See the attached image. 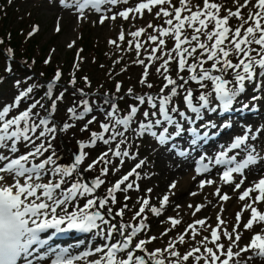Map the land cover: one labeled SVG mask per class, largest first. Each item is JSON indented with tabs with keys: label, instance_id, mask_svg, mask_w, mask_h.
Returning a JSON list of instances; mask_svg holds the SVG:
<instances>
[{
	"label": "snow or ice",
	"instance_id": "snow-or-ice-1",
	"mask_svg": "<svg viewBox=\"0 0 264 264\" xmlns=\"http://www.w3.org/2000/svg\"><path fill=\"white\" fill-rule=\"evenodd\" d=\"M60 2L64 3V0ZM120 2L121 0H72V6L78 13H83L86 7L99 13L102 4L116 5ZM169 3L170 0H142L134 8H126L110 17L113 20L117 17L128 19L129 13L143 15L142 10L151 12L156 6H161L156 12L157 17L161 14L168 17L165 23L172 26L171 29L154 27L150 22L147 27L153 28L160 37L171 35L174 38V47L165 51V40L158 39L157 35H149L148 40L156 42V46L147 57L148 63L144 59L134 61L144 66L139 83L146 85L148 89L153 88V84L147 81L149 66L156 60L163 61L155 67L156 73L163 80L158 93L136 94L131 87L119 97L105 93L102 103L95 109L104 117L100 121L97 115L86 119L94 111L92 105L97 102H90L83 89H76L73 95L79 93L81 98L66 109L68 120L57 124L54 114L58 102L63 100L67 91L64 89L54 96V89L62 77L61 71L57 69L54 78L44 85L33 83L23 88L22 81H15L14 86L20 90L10 103H5L0 108V264H17L21 258L26 264H33V258L37 261L51 258L50 264H76L81 260H87V264H250L256 258L264 261V234H254L249 243L240 247L238 242L241 235L237 231L241 212L245 209L250 210V218L243 224L245 230L251 229L254 224L264 223V213L254 206L264 202V169L260 170L259 179L250 182V186L238 196L240 201L247 198L251 202L245 203L241 212L236 214L237 225L231 231L221 229L226 221L218 213L217 225L210 230L213 247L205 243L209 237L204 236L200 241L202 248L191 247L183 253L175 250V242H169L163 248L147 247L158 237L147 235L150 225L144 216L146 209H150L158 218L161 209L169 203L168 195L159 200V207L150 206L146 195L137 197L131 206L128 203L132 199L128 193L140 191L137 184L140 173L137 170L145 164L143 159L114 183L109 182L103 193L98 191L105 185V178L110 170L113 174L119 173L126 159H137L138 154L131 151L134 141L127 135L129 132L136 139L148 136L160 146L170 144L169 150H177L178 155L187 157L201 143H208L210 139L220 135L221 130L226 131L232 127L229 120H223L219 124L210 119L205 120L206 114H227L236 110L255 111L261 99H264L255 94L257 90L264 91V81L255 82L257 76L264 77V0H255L252 5L255 11L250 12L247 19L235 29L229 25V19H240V8L235 11L229 9L226 15L220 16L221 6L215 2L204 0L203 8L197 6L193 11L187 7L186 0H179V6L174 7V13H170L163 7ZM250 3L251 0H244L241 7H248ZM182 10L189 14L182 16ZM107 18L101 16L99 22L104 23ZM185 25L192 30L190 38L187 35L182 36L181 30ZM210 25L212 29L208 30ZM56 30L59 31V26ZM144 31V28H140L130 35L139 37ZM201 37L205 39L202 40ZM119 39H124L123 33ZM140 48L141 45L137 44V57L140 56ZM158 50L160 55H156ZM8 51L11 52V49ZM49 62L50 57L44 61L45 64ZM209 62L210 66H206ZM172 63L177 66L175 78L170 74ZM184 72L188 75L181 74ZM26 79L31 80L32 77ZM83 79L88 83L87 77ZM190 82L198 85V95H194ZM70 83H76L74 77L70 79ZM249 83H253L254 88V94L248 98L252 103L241 99ZM40 88L46 90L42 97L35 98L34 92ZM121 91L122 86L117 82L115 92ZM125 96L131 97L134 103L129 104L128 110L122 114L117 99L123 100ZM178 97H182L184 110L176 102L175 98ZM45 99L51 101L50 106L46 107L43 102ZM29 100L32 102L24 110L10 116L22 101ZM237 104L239 109L234 107ZM85 119L86 123L80 131L89 132L88 139L77 140L79 151L72 155L70 162H61L62 157L54 148L53 141L57 139L58 133L75 127L69 121ZM94 122H99V132L90 131L89 125ZM185 133L190 137V148L179 150L176 141ZM258 133L264 136L261 128L246 125L240 134L220 145L219 151L214 155L201 154L195 161L196 175L211 173L216 166H223V171L217 173L220 181L228 185L234 184L233 191H239L247 180L246 171L251 172L253 166L264 163V151H258L253 143L258 140ZM97 142L105 145L106 150L87 163L81 171L88 157L85 149L95 147ZM116 160L119 163H114ZM97 167L99 174L87 179L84 173L92 172ZM234 174L239 177V182H236ZM130 177L135 179L130 180ZM195 178L194 176L193 179ZM214 183L212 179H201L198 186L203 189L205 185ZM175 187V182H172L169 190ZM152 191L151 188L146 190L147 193ZM254 192L258 194L252 198L251 194ZM117 193L124 194V203L121 207L114 208L119 203ZM190 195L195 196L197 193L192 192ZM214 195L224 202L231 198L227 193L221 194L220 188L216 189ZM137 205L138 210L131 217V221L136 223L124 221L126 211H131ZM176 207L179 208L180 205ZM188 207L191 209L193 205L189 204ZM202 207L196 205L193 216ZM223 211L221 207L220 212ZM168 221L173 227L181 223L172 217H168ZM205 224L204 219H197L187 226L185 232L191 229L195 236L198 234L195 226ZM218 229H221L223 237L229 241L227 246L218 242L221 239ZM49 230H54L51 235H47ZM71 231L95 233L105 243L102 246L94 245L93 250L75 255L68 248L50 245L52 236ZM169 231L170 229H166L160 235L166 236ZM260 231L264 232V228ZM141 233L146 238H140L138 234ZM41 234H45L47 238H42ZM177 239L181 244L185 242L184 235ZM38 249L47 250L34 257ZM248 252L252 255L246 260L236 259L242 253Z\"/></svg>",
	"mask_w": 264,
	"mask_h": 264
},
{
	"label": "rangeland",
	"instance_id": "rangeland-1",
	"mask_svg": "<svg viewBox=\"0 0 264 264\" xmlns=\"http://www.w3.org/2000/svg\"><path fill=\"white\" fill-rule=\"evenodd\" d=\"M5 2L7 4H10V6H12L13 8L10 12V17L13 20L8 24L9 26L11 24L12 26H14L17 23H20V26L24 27V29H27L29 27V22L31 20L35 21L36 28L35 31H33V34L37 38L36 40L38 47L44 48L42 54L40 55L42 60L44 61V58L46 60L50 57V62L47 63V67L56 68V70L59 69L62 73L61 80L58 82V86L54 89V96L60 91H62V88L63 90L67 89V91L69 92L74 90L73 87L77 86L76 83L73 87L67 88L61 85L62 82L65 83L64 78L66 77V75L70 74L75 77L81 78L82 83L80 84V86H77V88L79 87V89H83L84 92L88 93L98 92L99 96H94V94L87 96L90 102L96 101L97 103L92 105L94 111L89 114L86 119H90L91 115H97L100 121L104 119L103 115H101L95 109L99 104L102 103L105 91H108V94L110 95L119 97L124 95L127 89L131 87L133 88L136 94H156L159 92L160 85H163L162 78L155 71V67L159 66V64L163 62L162 60H156V62L154 61L153 64L149 66L150 74L147 77V81L148 83L153 84L152 89H148L146 85H142L139 83V80L141 79L142 73L144 71V66L134 63V61H136L137 59H144L145 63H148L147 57L151 53V49L156 46V42L148 40L149 35H157L158 39L163 38L166 42V49L169 47L170 44L172 45V37H168V35L160 37L158 32L154 31L153 28L147 27L149 22L154 27H162L165 29L171 27L170 25L165 23L168 17H164L162 14L158 18L156 16V12L160 10L161 6H156L152 8L151 12H149L148 10H142L143 15H141L140 13L130 14L128 19H123L119 17L117 18L118 20H109L111 16H104L108 18L105 19L104 23L98 24V20L100 21L101 17L98 16L100 13H85L82 15H77L75 12H72V14H68L71 13V10H74V7H65V10L60 11V9H58L60 8L58 7L59 0H11V2H9V0H5ZM122 2L123 4L126 3L124 2V0H122ZM140 2H142V0ZM143 2H146V0H143ZM209 2H218L217 4L220 5L222 8V10L220 8V13L224 12L220 16L226 15L229 9L235 11L238 8L236 0H209ZM133 4L129 6L135 7ZM203 4L204 0H186L187 7L193 11L196 10L197 6L202 9ZM254 4L255 0H251V3L244 11L245 14L241 13L240 19H237L236 17H231L229 19V25L233 29H235V27L240 26L243 23V20L247 19L249 13L255 11V9L252 7V5ZM105 6L106 3L103 5V7L104 9H109L108 6ZM176 6H179V0H171L169 4H166L163 7L166 8L170 13H174V7ZM125 8L128 7L125 5L122 6V9L120 11L124 10ZM187 14H189L187 11L182 10V16ZM97 16L99 17V19ZM57 26H59V31L56 30ZM140 28H144L145 31L141 33L139 37L134 38L130 35L131 32L137 31ZM211 29L212 26L210 25L208 30ZM187 30V36L190 38L192 30ZM121 33L124 34L123 40L119 39ZM82 34H86V36L91 40L93 45L92 51H94V49H98L102 52V57L98 62V64L100 65H96L93 63L92 58H90V56L92 55L91 52L87 53L86 55L75 51L78 45V38H80ZM201 39L203 40L205 38L201 37ZM129 41H131V43H129ZM69 44H72L73 46L69 47ZM137 44L141 45L139 57H137ZM185 46L187 47L188 45ZM156 55H160L159 50L157 51ZM210 63L211 62H209L206 66H210ZM28 65L32 68L31 72L33 73V77L31 80L26 79L30 76L25 70H21L20 68L17 69L14 67V65H8L6 58L1 56L0 54V108H2L5 103H10L13 100L14 96L20 90L19 88L14 86L15 81H22L23 83L21 87L23 88H26L30 84L35 83L36 78L39 74L38 68L44 65V63H42V65L38 63L35 67H32L30 63H28ZM75 65H78V67H76ZM176 67L177 66L175 63L171 64L170 74L173 78H175L176 76ZM181 74L184 76L188 75L187 72ZM83 77L88 78V83H85L84 79H82ZM259 78L261 79V77L257 76L256 79L259 80ZM117 82H119L122 86V91L120 93L115 92V86ZM208 83L210 87V82ZM190 86L194 90V95H198L200 91L198 85H196L194 82H190ZM253 89V83H250L249 91H252ZM36 93L37 95H35L34 93L35 98L42 97L43 89H38ZM259 93L257 94L264 97V92L260 94ZM79 95L80 94L78 93V96L75 98H71L72 96H64L63 100L61 102H58V108L54 114V120L59 121V123L57 124L68 120V114L66 109L72 106L74 101H78L81 98V96ZM251 95L252 94L249 95L246 93L241 98L245 97L247 102L252 103L248 99L249 97H251ZM175 99L178 103V106L182 110H184L185 105L183 103L182 97H178ZM31 102V100L27 102L22 101L19 108L13 110L10 113V116L18 114L19 111L24 110L27 105ZM43 102L45 103L46 107L50 106L51 104L50 100L45 99ZM261 102H264V99H261ZM117 103L119 109H121V113L123 114L128 110L127 106L129 104L134 103V101L131 97L125 96L123 100L117 99ZM257 106L261 111L260 117H263L264 106H262V104L260 103ZM144 107H146V105L142 106L141 111ZM33 111L36 110L34 109ZM86 119L80 121H69L70 123L75 124V127L69 129L67 132L58 133L57 139L53 141L54 148L62 157L61 162H70L72 155L79 151L78 145L76 143L77 140L88 139L89 132L80 131V128L83 126L84 123H86ZM213 119L214 118H212V120ZM236 123V121H233L232 127H235V125L233 124ZM242 126H244V124H242ZM89 129L90 131L99 132V122H94L93 124L89 125ZM241 129L242 128H239L236 131H234V129L232 132H234V135L240 134ZM127 135L130 137V139L134 141L131 147V151L136 152L138 154L137 159H126L119 173L113 174L110 170L108 176L105 178V185H103L98 191L100 193H103L105 189L109 186V182L114 183L117 179L120 178L121 175L130 171L131 168L135 165V163H137L140 159H143L145 161V164L142 166V168L137 170L140 173V179L137 181L140 191H130L128 193V195L132 197V199L128 201L129 205H133L137 200V197L146 195L147 198H149L150 200V206L159 207V200L162 199V197L166 194L169 196V203L163 209H161V215L158 218L150 212V209H146V212L144 214V216L146 217V222L150 225V231H148L147 235L158 237L155 241H153L147 246L149 249H154L156 247L163 248L169 242H175V250L183 253L186 250H190L191 247L202 248L203 245L200 243V241L203 239L204 236L209 237V240L205 243H207L209 247H213L210 242V230L212 227H215L217 225L216 216L218 213H220L221 218L226 221L225 224L221 225V229L231 231L232 227L237 225L236 214L238 212H241L245 203L251 202L247 198L245 201H240L238 199V196L245 188L249 187V185H242L239 191H233L234 185H231L229 187L219 186L215 182L212 185H205V187L201 189L198 186L199 181L201 179H211L213 175L217 174L219 171L214 172L215 174L212 172L207 173L202 176L200 180H194L192 175L194 172L192 171L191 167L187 166L186 164H182L183 161L171 162V160H169V157L164 155L161 150L157 149V147L155 146L154 139L148 136L136 139L131 132H129ZM253 143L255 144V142ZM105 150L106 146L100 142H97V145L95 147L85 149V151L88 153V157L86 158L84 165H82L81 171L83 170V167H86L87 163H90L101 152ZM65 151H67V153L69 152V154H67ZM114 163H119V161L116 160L114 161ZM174 168H176V170L179 168L181 171L177 173V176L170 177L171 174L176 173L174 172ZM98 174L99 167L94 169L92 172L84 173L85 177L89 180ZM184 178L188 180L190 184L188 183L185 188H182V182ZM131 179H135V177H130V180ZM172 182H175L176 187L174 189L169 190V185ZM237 182H239V179ZM218 187H221V194L227 193L231 197L228 201H220L219 198L214 195ZM149 188L153 190L151 193L146 192V190ZM192 192L197 193V195H190V193ZM256 194L258 193H252V198H254ZM123 196V193H117L119 203L113 206L114 208H119L122 206V204L124 203ZM263 203L264 202L254 205L255 207H257L258 211L262 213H264ZM189 204L193 205L191 209L188 207ZM176 205H180V207L177 208ZM196 205H202L203 207L199 212L195 214V216H193L192 213L195 211ZM221 207H223L224 209L222 213L220 212ZM136 210H138V205L131 211H126L123 220L127 222L136 223V221H131V217L133 216L134 211ZM168 217L178 219L181 221V223L173 227L168 221ZM249 218L250 210H243L241 212V220L239 222V225L237 226V231L241 235V240L238 242V245L240 247H243L247 243H249L251 237L254 234H264V232L260 231L261 228H264V223L254 224V226L249 230L244 229L243 224L246 223ZM116 219L119 220L120 218ZM197 219H204L206 221V224L204 226H195L196 232L198 233L195 236H193L191 229H189L186 233L185 229H187V226L189 224L194 223V221ZM161 221H163V223H161ZM166 229H170L168 234L166 236H161L160 234L163 233ZM221 229H218V234L221 235V239L218 242L223 243L227 246L229 241L227 240V238L223 237ZM138 235L140 236V238H146L143 233ZM180 235L185 236V242L183 244H181L177 239ZM234 235L235 234H233V238ZM99 239L100 242H96ZM89 241L90 243H92L93 246H102L105 243V240L103 238L97 236L95 233H92L81 238L80 244H85V242L88 243ZM112 242L114 241H108V243ZM75 243L77 242L74 241L73 244ZM74 246L76 245H69V243H65L59 247L70 249L71 253L74 255L80 254L78 252H83L81 251V249L74 250ZM91 250H93V248H91L89 251ZM235 250H238V248H236ZM250 255H252L251 252L242 253L241 257L236 259L246 260L247 257ZM43 263H49V259L44 260L41 263L39 262V264ZM76 264H87V260H81L79 262H76ZM250 264H264V261H261L259 258H256L251 261Z\"/></svg>",
	"mask_w": 264,
	"mask_h": 264
},
{
	"label": "trees",
	"instance_id": "trees-1",
	"mask_svg": "<svg viewBox=\"0 0 264 264\" xmlns=\"http://www.w3.org/2000/svg\"><path fill=\"white\" fill-rule=\"evenodd\" d=\"M12 7H7L1 2L0 4V51H5L7 55L12 56L15 63H19L18 69L21 67L25 69H31L28 63L36 66L41 63V56L44 48H39L37 44V38L33 35H29V31L35 26V21L31 20L29 22L30 28L24 30L20 23L18 26H9L11 22L10 12ZM92 42L86 36H81L79 41V49L84 53L91 52L96 56V60L99 61L102 57V52L98 49L92 51ZM11 49V52L8 50ZM40 56V57H39ZM39 72H42L36 83L41 84V82H49L54 76V68H43L40 66ZM71 77H67L69 81ZM77 79V78H76Z\"/></svg>",
	"mask_w": 264,
	"mask_h": 264
},
{
	"label": "bare ground",
	"instance_id": "bare-ground-1",
	"mask_svg": "<svg viewBox=\"0 0 264 264\" xmlns=\"http://www.w3.org/2000/svg\"><path fill=\"white\" fill-rule=\"evenodd\" d=\"M132 2H130L129 3V5H131V4H133L134 3V1H141V0H131ZM236 2H237V5H238V8H240V12L241 13H243V14H245L244 13V11H245V9L247 8V7H241V5H243L244 4V0H236ZM235 2V3H236ZM218 3V2H217ZM221 3V2H220ZM57 4H58V2H57ZM104 5V4H103ZM127 6L128 8L130 7L129 5H127V4H123V2L122 3H117L116 5H110L111 7H110V9H108V10H104L103 12H101V14H102V16H112V15H114V14H116L118 11H120L121 9H122V6ZM134 5V4H133ZM60 7V6H59ZM237 7V6H236ZM134 8V7H133ZM154 8V7H153ZM225 8V7H224ZM230 8H231V6H230ZM58 9H60V11L61 10H65V7H60V8H58ZM156 10V9H155ZM221 10H222V8H221ZM234 10V9H233ZM59 11V12H60ZM247 11V10H246ZM72 12H75L76 14H78V12L74 9V10H71V13H68V14H72ZM62 13V12H61ZM88 13H93V14H96V13H98V12H96V11H90V12H88ZM87 13V14H88ZM100 13V12H99ZM224 12H221L220 13V15H222ZM226 13V12H225ZM74 14V13H73ZM130 14H132V13H130ZM135 14V13H134ZM138 14V13H137ZM53 15V14H52ZM82 15V14H81ZM163 15V14H162ZM86 16V15H85ZM245 16V15H244ZM83 17V16H82ZM98 17V16H97ZM117 18H119V17H117ZM116 18V19H117ZM152 18V17H151ZM158 18V17H157ZM98 19H99V17H98ZM150 19V18H149ZM93 20V19H92ZM109 20H113V19H111V18H109ZM118 20V19H117ZM143 20V19H142ZM55 22H57V21H55ZM98 22H99V20H98ZM97 22V23H98ZM133 23V22H132ZM144 23V22H143ZM176 23V21L174 20L173 21V24H175ZM98 24H101L100 22L98 23ZM131 24V23H130ZM104 25V24H103ZM124 25V24H123ZM139 25V24H138ZM162 25V24H161ZM164 25V24H163ZM113 27V26H112ZM165 27V26H164ZM172 27V26H171ZM171 27L170 28H168V29H171ZM134 30V29H133ZM132 31V30H131ZM182 31V36L183 35H187L188 34V30H186V28H184V29H182L181 30ZM171 37V35H168V37ZM174 47V38L172 37V45L170 44L169 45V47L165 50V51H167V50H170L171 48H173ZM156 62V61H155ZM249 86V85H248ZM250 90V87H247V89H246V92H245V94L247 93V94H254V91L252 92V91H249ZM257 93H259V91H256V93L255 94H257ZM250 103V102H249ZM260 103H261V101H260ZM234 107H239V105L237 104V105H234ZM262 107V106H261ZM263 113V112H262ZM218 115H221V113H216V114H211V115H205V120H212V118H215L216 116H218ZM240 118V117H239ZM239 118L237 117V116H235L234 117V121H236V122H238V120H239ZM242 119H244V118H242ZM249 119H251V121L254 123V125H256V124H259V122H263L264 123V119H262L261 121H260V119H259V116L257 115H251V116H248V117H246L245 118V120H249ZM214 120V119H213ZM258 121V122H257ZM202 122V121H201ZM233 125H235L236 126V130H238L239 129V126L237 127V123L236 124H233ZM264 127V126H263ZM234 129V127H231L229 130H221V133L223 134V133H225L226 132V136L227 135H229V133H230V131H232ZM263 130V129H262ZM235 131V130H234ZM232 133V132H231ZM257 135H259V136H262V135H260L259 133L257 134ZM255 147L257 148V150L258 151H264V139L262 140V142L261 141H255ZM156 146V145H155ZM157 147V146H156ZM156 152V151H155ZM195 152H200V149H198V148H195ZM164 161H166V160H164ZM168 165V164H167ZM175 167V166H174ZM170 168V167H169ZM175 169V171L174 172H176V173H174V174H171L170 175V177H175V176H177V173H179L181 170L178 168L177 170H176V168H174ZM261 169H264V163H258L257 165H255V166H253V171H251V172H247L246 171V175H247V180H246V182H245V184H247V185H249L250 186V182H252V181H254V180H257V179H259V176H260V170ZM222 172L223 171V166H217L216 168H213V170H212V173H214V172ZM167 173V172H166ZM169 173V172H168ZM205 174H207V173H204V174H201V175H196V174H192L193 175V177L195 176L196 178V180H200L201 179V177L202 176H204ZM215 174V173H214ZM164 175V174H163ZM188 176V175H187ZM191 176V175H190ZM234 176H235V178H236V182L238 181V179H239V177L238 176H236V174H234ZM165 178V177H164ZM185 179V178H184ZM183 179V182H182V188L184 187L185 188V186H187L188 185V180H184ZM194 179V180H195ZM212 180H214L219 186H226V187H229V186H231V185H228V184H224L222 181H220V179H219V175L218 174H215V175H213V177L211 178ZM181 181V180H180ZM169 183V182H168ZM190 184V183H189ZM244 184V185H245ZM234 184H232V186H233ZM219 188V187H218ZM221 188V187H220ZM226 190V189H225ZM164 194V193H163ZM174 194V193H173ZM176 194V193H175ZM167 195V194H166ZM199 197V196H198ZM177 202V201H176ZM264 204V203H263ZM166 206V205H165ZM167 209V208H166ZM262 209V208H261ZM166 212V211H165ZM52 231H54V230H49V232L48 233H51ZM58 234H60V235H64L65 237H67L68 239H76V240H78L79 241V245L75 248V250L77 249V248H79V249H81V251H83V252H85V251H89L91 248H93V245H92V243H90V241L88 242V243H86L85 242V244L83 243V244H80V239L81 238H83V237H85V236H87V235H89V234H84V233H82V235L80 236L79 234H77V232L76 231H71V232H68V233H58ZM43 235H45V234H43ZM48 235V234H47ZM96 242H100V239L99 240H97ZM95 242V243H96ZM50 264V263H49Z\"/></svg>",
	"mask_w": 264,
	"mask_h": 264
}]
</instances>
